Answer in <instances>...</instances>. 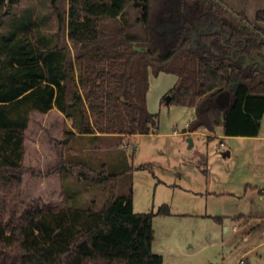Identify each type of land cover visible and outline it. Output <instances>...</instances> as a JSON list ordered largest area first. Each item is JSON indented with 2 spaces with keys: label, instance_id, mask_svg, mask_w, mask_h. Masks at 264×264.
<instances>
[{
  "label": "trees",
  "instance_id": "trees-1",
  "mask_svg": "<svg viewBox=\"0 0 264 264\" xmlns=\"http://www.w3.org/2000/svg\"><path fill=\"white\" fill-rule=\"evenodd\" d=\"M13 2L0 0V264H163L152 248L153 220L171 215L170 207L136 213L132 193L119 195L120 173L106 165L61 155L47 172L26 167L31 114L57 108L72 123L66 141L149 134L159 118L148 109L150 75L169 73L178 77L169 104L196 109L184 132L222 127L226 136H256L264 68L246 66L244 54L264 56L262 0L241 9L227 0H69L67 11L52 0L56 32L52 14L33 6L14 12ZM235 82L229 104L219 105ZM70 166L108 181L100 208L80 207L67 184ZM28 173H59L63 205L26 203Z\"/></svg>",
  "mask_w": 264,
  "mask_h": 264
},
{
  "label": "rangeland",
  "instance_id": "rangeland-1",
  "mask_svg": "<svg viewBox=\"0 0 264 264\" xmlns=\"http://www.w3.org/2000/svg\"><path fill=\"white\" fill-rule=\"evenodd\" d=\"M12 11L33 6L52 14L51 32L58 30L52 0H13ZM235 9L247 1L227 0ZM264 5V0L261 2ZM69 0H58V6L67 11ZM68 44L70 41L67 39ZM174 74L150 75L147 104L150 112L158 114L159 132L172 134L158 136L117 137L97 141L90 137H76L66 141L65 130L71 126L59 111L33 112L26 131L24 165L47 172L59 165L60 156L73 163L100 170L106 165L110 173H120L119 195L132 193L136 213L157 212L163 205L170 207L171 215L156 216L153 220L155 240L153 252L163 257V264H264V247L243 254L254 247L262 237L242 231H227L222 223L206 215L208 176L204 165L209 154L207 141L189 137L182 132L189 108L170 105L164 101L172 87ZM166 91L162 96L161 93ZM195 115V112L194 114ZM105 138V137H104ZM112 140V141H111ZM219 146V144H217ZM140 164H151L153 170L139 169ZM81 168L70 166L67 184L77 193L80 207L100 208L109 192L108 181L79 173ZM73 185V186H72ZM23 200L39 206L63 205L62 179L59 173L50 177L26 174ZM242 260V262H241Z\"/></svg>",
  "mask_w": 264,
  "mask_h": 264
},
{
  "label": "crops",
  "instance_id": "crops-1",
  "mask_svg": "<svg viewBox=\"0 0 264 264\" xmlns=\"http://www.w3.org/2000/svg\"><path fill=\"white\" fill-rule=\"evenodd\" d=\"M178 77L175 75L171 85H175ZM238 82L222 98L225 105L231 101ZM163 91L160 96L165 94ZM168 94V93H166ZM150 109V105L148 104ZM52 111H59L57 108ZM152 111V110H150ZM191 117L185 119L181 133L192 139L200 136L207 141L209 154L204 165V173L208 176L206 190L201 193L206 198V215L210 217L225 218L227 231H242L249 235L262 237L251 249L244 251L247 254L253 250L264 247V115L261 127L256 136H226L222 127L215 131L199 129L193 132H184L189 122L196 118V109L189 108ZM60 112V111H59ZM195 115H192L194 114ZM61 113V112H60ZM62 114V113H61ZM63 115V114H62ZM65 117V116H64ZM66 118V117H65ZM67 119V118H66ZM69 120V119H68ZM159 125L151 133L141 135H106L103 140L122 137L124 139L139 136H166L172 133L159 132ZM91 135H77V137H90ZM91 138V137H90ZM99 139L97 141H100ZM112 141V140H111ZM219 144V146L217 145ZM229 152V154L227 153ZM242 262V260H241Z\"/></svg>",
  "mask_w": 264,
  "mask_h": 264
},
{
  "label": "water",
  "instance_id": "water-1",
  "mask_svg": "<svg viewBox=\"0 0 264 264\" xmlns=\"http://www.w3.org/2000/svg\"><path fill=\"white\" fill-rule=\"evenodd\" d=\"M244 58H245V65H250V64H259V67H264V56H259L257 54H254L252 56H249L248 54H244ZM226 95V93H221L217 99L216 102L221 105V106H225L224 102L222 101V98ZM171 99V95L168 94L166 96V103L169 104V101ZM189 141L191 142L192 145V139L190 138ZM229 154V152H227Z\"/></svg>",
  "mask_w": 264,
  "mask_h": 264
},
{
  "label": "flooded vegetation",
  "instance_id": "flooded-vegetation-1",
  "mask_svg": "<svg viewBox=\"0 0 264 264\" xmlns=\"http://www.w3.org/2000/svg\"><path fill=\"white\" fill-rule=\"evenodd\" d=\"M245 63H246V62H244V64H245ZM250 65H251V64H250ZM257 66H258L259 69H263V68H264V67H262V66L259 67V64H257Z\"/></svg>",
  "mask_w": 264,
  "mask_h": 264
}]
</instances>
